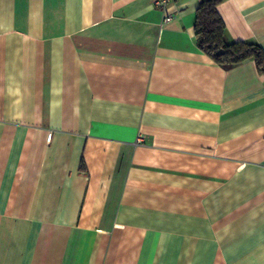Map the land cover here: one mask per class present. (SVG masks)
<instances>
[{"label": "crops", "instance_id": "crops-1", "mask_svg": "<svg viewBox=\"0 0 264 264\" xmlns=\"http://www.w3.org/2000/svg\"><path fill=\"white\" fill-rule=\"evenodd\" d=\"M200 1L0 0V264H264V73ZM217 11L264 47V0Z\"/></svg>", "mask_w": 264, "mask_h": 264}, {"label": "trees", "instance_id": "trees-1", "mask_svg": "<svg viewBox=\"0 0 264 264\" xmlns=\"http://www.w3.org/2000/svg\"><path fill=\"white\" fill-rule=\"evenodd\" d=\"M222 0H201L196 9L194 36L197 46L222 66H233L247 59L264 73V47L255 41L227 42L224 22L217 6Z\"/></svg>", "mask_w": 264, "mask_h": 264}, {"label": "built area", "instance_id": "built-area-1", "mask_svg": "<svg viewBox=\"0 0 264 264\" xmlns=\"http://www.w3.org/2000/svg\"><path fill=\"white\" fill-rule=\"evenodd\" d=\"M173 0H154L155 5H157L158 7H160L162 9V11H164L166 9V7L172 2ZM173 17V14H168V15H164L162 18V21L160 23V25H164L166 24L169 20H171ZM141 137L137 138V141H140Z\"/></svg>", "mask_w": 264, "mask_h": 264}]
</instances>
